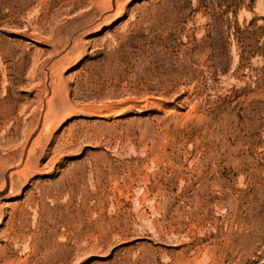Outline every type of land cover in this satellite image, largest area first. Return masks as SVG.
Masks as SVG:
<instances>
[{
  "label": "rangeland",
  "instance_id": "374dc122",
  "mask_svg": "<svg viewBox=\"0 0 264 264\" xmlns=\"http://www.w3.org/2000/svg\"><path fill=\"white\" fill-rule=\"evenodd\" d=\"M0 264H264V0H0Z\"/></svg>",
  "mask_w": 264,
  "mask_h": 264
}]
</instances>
